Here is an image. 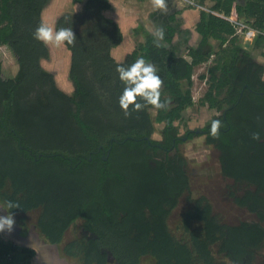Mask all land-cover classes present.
<instances>
[{
  "label": "trees",
  "instance_id": "obj_1",
  "mask_svg": "<svg viewBox=\"0 0 264 264\" xmlns=\"http://www.w3.org/2000/svg\"><path fill=\"white\" fill-rule=\"evenodd\" d=\"M51 1L0 0V46L18 68L6 72L0 61V205L18 203L14 217L38 213L37 226L51 243H62L83 219L97 236L83 249L106 247L120 264H226L222 258L252 264L264 245V64L240 43L237 24L228 18L249 23L258 33L253 47L264 48V0H210L211 10L225 17L203 13L197 28L216 54L201 75L209 87L198 106L223 111L216 118L223 125L219 138L211 136V123L205 127L207 143L220 152L230 197L255 215L236 224L223 222L206 196L192 197L188 160L179 151V125L196 105L193 76L211 55L194 53L192 63L170 65L164 106L125 117L116 68L139 57L168 67L159 47L138 45L118 61L113 50L125 38L118 22L104 15L111 1L87 0L83 12L65 13L55 25L72 27L76 35L73 45L65 43L74 85L68 93L42 64L51 58L50 46L33 38ZM185 199L189 207L172 224ZM15 242L0 232V264H33L37 251Z\"/></svg>",
  "mask_w": 264,
  "mask_h": 264
},
{
  "label": "rangeland",
  "instance_id": "obj_2",
  "mask_svg": "<svg viewBox=\"0 0 264 264\" xmlns=\"http://www.w3.org/2000/svg\"><path fill=\"white\" fill-rule=\"evenodd\" d=\"M213 3L210 0L206 1L205 7L211 10ZM72 8V6H71ZM74 8V7H73ZM72 8V9H73ZM67 9V8H66ZM71 9V11H72ZM65 13H80V12H65ZM188 13V12H187ZM198 12H196L197 14ZM189 14V13H188ZM216 14V13H215ZM59 18V17H58ZM45 22L48 26L54 28V12H47L45 16ZM237 34L239 41L242 45L247 46L252 53V56L258 61L264 64V48H254V42L257 37V31H255L249 23L242 20L240 25H237ZM137 39L133 42L138 44L142 40L141 36H136ZM51 47V58L42 62L43 66L54 72L59 86L68 93H73L74 85L69 78V71L71 65V55L65 44L57 45L55 43H49ZM129 49V43L123 47L122 51L116 55L121 61L127 56ZM127 52V53H126ZM126 53V54H125ZM123 58H120L121 56ZM0 61L4 63L6 72L13 69L17 74L18 68L15 66L14 58L7 51L6 48L0 46ZM206 73V67L200 66L196 69L193 80V98L196 105L187 109L184 112V122L179 125L180 136L183 142L179 145V151L185 155L188 160V168L191 174L192 185V197L197 198L199 196H206L210 199L214 206V211L219 218L230 224H236L243 220H250L253 216L246 210L239 209L233 198L230 197V187L232 182L222 176L220 172L219 154L217 151L211 150L204 141L203 136H195L194 138H185L188 131H195L203 128L207 121L213 116L217 115V112L209 110L208 107H199L201 98L208 90V83L206 79H202L201 75ZM154 115L156 114L153 111ZM163 125H157V132L154 138L157 140L162 139ZM190 203L187 199L183 200L180 207L175 210L172 215L171 223L175 224L183 210L189 207ZM32 218L35 214H31ZM80 224V223H79ZM74 233V232H73ZM72 235V236H71ZM71 238L77 236V233L71 234ZM5 239L9 240L4 236ZM15 242V241H14ZM18 245H23L20 242H15ZM264 249L257 254L252 264L264 263ZM222 261L226 264H231L222 258ZM33 264H37L34 260ZM143 264H148L147 260H144Z\"/></svg>",
  "mask_w": 264,
  "mask_h": 264
},
{
  "label": "flooded vegetation",
  "instance_id": "obj_3",
  "mask_svg": "<svg viewBox=\"0 0 264 264\" xmlns=\"http://www.w3.org/2000/svg\"><path fill=\"white\" fill-rule=\"evenodd\" d=\"M238 1L243 4L244 0ZM197 3L200 6V12H198L197 14L196 12H190L189 14H186V12H167L166 14H164L165 17L162 16L159 17V19H155L154 23L157 25L155 28L162 27L164 29V39L158 42L159 46H157L155 37H153V41L151 42H144L145 46L153 44L159 47L160 51L158 55L160 57V61H163V63L168 67H160L155 65L153 61L149 62L156 66L157 74L163 81L166 74V69H168L170 65L178 64L182 60L192 63L194 60V53L201 54L204 57L211 55L208 61H205L201 64V66L206 67L207 74L209 72V69L212 67L213 61L216 58L213 43L209 42L204 45L203 37L197 29L199 23L202 20L203 13L209 14L213 12H210L211 10L209 11L207 8L205 9L206 4L201 0H198ZM153 14L157 16L158 12ZM153 14L151 19L153 18ZM163 89L164 82L161 94L163 92ZM209 110H215L217 112V115L213 116L209 121H207L203 128L195 131H188L185 138L190 139L191 135H193V138L195 136H203L207 146L211 150L217 151L218 154H220L218 149L213 144L207 143V136L209 132L205 130V127L210 124L212 120L222 115L223 111H218L216 109ZM33 213H35V216L33 218L31 216L32 213L14 217V225L20 227L19 235L22 238L28 239L31 237V235L37 233L42 240H44L49 245H52V248L47 247L42 251L36 250L37 255L35 260L37 264H100L102 261H105L106 264H120L115 256V260L113 262H110V259L112 257L110 256V253L112 252L106 247L100 249V251L92 248L90 249V252L88 251V249H83L84 246H86L87 248L88 246H91L92 244L90 242L97 238L96 234L85 226V220L78 219L77 221H75L72 226L65 232L62 243L58 244L51 243L50 241L46 240L45 236L41 233L37 226L39 215L36 212ZM251 215L253 216V218H255V215ZM256 219L258 220L257 217ZM73 232L77 233L78 235L71 238V234H74ZM84 239L86 240V244H84L85 242H83ZM263 249L264 245L261 249L258 250V252L262 251Z\"/></svg>",
  "mask_w": 264,
  "mask_h": 264
},
{
  "label": "clouds",
  "instance_id": "obj_4",
  "mask_svg": "<svg viewBox=\"0 0 264 264\" xmlns=\"http://www.w3.org/2000/svg\"><path fill=\"white\" fill-rule=\"evenodd\" d=\"M152 5L155 9L162 12H167L168 10V0H152ZM153 35L157 46H159L158 42L164 39V29L162 27L156 28ZM33 38L45 45L49 43L73 45L76 41V35L72 27L55 29L43 22L34 30ZM116 71L119 74V79L124 84L123 92L119 97V105L125 117L131 116L132 111H141L149 105L154 108L164 106L160 99L163 80L157 74V68L154 64L148 62L144 57H139L128 66H117ZM140 101H143V103ZM222 126V122L219 119L212 120L211 136L219 138ZM252 139L259 141L260 134L258 132L252 133ZM19 207L18 203L11 201H8L5 206H0V209L8 212L7 215L0 216V232L5 230L8 232L12 231L15 220L11 210Z\"/></svg>",
  "mask_w": 264,
  "mask_h": 264
},
{
  "label": "crops",
  "instance_id": "obj_5",
  "mask_svg": "<svg viewBox=\"0 0 264 264\" xmlns=\"http://www.w3.org/2000/svg\"><path fill=\"white\" fill-rule=\"evenodd\" d=\"M110 1L113 5V8L105 11L104 15L118 22V24L121 26L123 30L124 38H125L124 42L113 50V56L118 61L121 60L116 54L122 51V56H123L122 49L127 43H129V49H128V53L127 52L126 53L129 54L132 51H134L138 47V45L144 44V42L153 41V37H154L153 32L156 29L155 27L157 26L154 23L155 19H159V17L164 16V14H166L167 12L170 13L186 12V14L190 12H200V6L197 3L198 0H168L167 12H162L155 9L152 5V0H110ZM86 2L87 0H84L82 3L73 4V0H52L50 4L43 11V15H42L43 21L46 24L45 16L47 12H54V20L56 25V22L59 19L58 17L65 14V12H83L85 9ZM245 2L246 0L243 1V4ZM71 6L72 8L73 7L74 8L72 9ZM156 12H158L157 16L153 14ZM210 12L216 13L218 16L225 17L223 14H219L215 11L211 10ZM152 14H153V18L151 19ZM136 36H141L142 38L139 44L137 42H133L137 39ZM48 45L50 46V44ZM122 56L120 58H123ZM4 236L6 235L4 234Z\"/></svg>",
  "mask_w": 264,
  "mask_h": 264
},
{
  "label": "water",
  "instance_id": "obj_6",
  "mask_svg": "<svg viewBox=\"0 0 264 264\" xmlns=\"http://www.w3.org/2000/svg\"><path fill=\"white\" fill-rule=\"evenodd\" d=\"M99 150H102V147H100ZM112 150V147L110 148L109 152ZM104 159L107 160L108 159V156L107 155H104ZM1 206V205H0ZM8 212L3 210V209H0V216H5L7 215ZM4 234L14 240V241H18L22 244H26L28 246H31L33 247L35 250L37 251H42L44 248H47V247H50L52 248V245H49L48 243H46L44 240H42L39 235L36 233V234H33L31 235L30 238L28 239H25V238H22L19 234H20V227L17 226V225H14L13 226V229L11 232H8V231H3ZM110 256L111 259H110V262H113L115 260L114 258V255L112 253H110Z\"/></svg>",
  "mask_w": 264,
  "mask_h": 264
},
{
  "label": "built area",
  "instance_id": "obj_7",
  "mask_svg": "<svg viewBox=\"0 0 264 264\" xmlns=\"http://www.w3.org/2000/svg\"><path fill=\"white\" fill-rule=\"evenodd\" d=\"M229 20H231L232 22H235L237 25H240V22H236L235 20H233L232 18H228Z\"/></svg>",
  "mask_w": 264,
  "mask_h": 264
}]
</instances>
